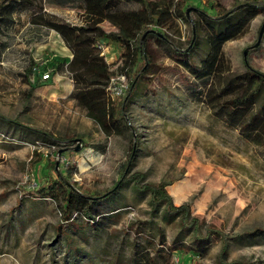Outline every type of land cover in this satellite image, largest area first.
<instances>
[{"label":"rangeland","instance_id":"obj_1","mask_svg":"<svg viewBox=\"0 0 264 264\" xmlns=\"http://www.w3.org/2000/svg\"><path fill=\"white\" fill-rule=\"evenodd\" d=\"M149 1L191 9L179 18V6L173 7L174 21L163 29L153 27L169 41L165 47L150 43L158 72L147 76L124 117L106 130L70 96L69 74L54 73L56 63L70 59L60 27L79 24L81 14L97 9L100 0L66 5L28 0L13 26L0 31V116L30 128L0 120L7 137L0 139V264H181L183 255L175 250L179 246L193 248L189 264H221L223 242L212 236L199 246L177 218L167 221L161 208L152 212L149 194L137 192L129 180L134 174L142 175L138 186L167 183L173 205L189 204L191 216L203 223V234L210 224L227 236V263L264 264V240L247 235L264 231V147L245 142L237 130L216 120L214 109L200 101V83L173 59L174 53L188 54L190 63L202 64L209 51L202 27L218 13L205 16L201 11L208 12L206 5L232 12L229 23L234 24L246 11L235 10L254 2L263 10L223 45V67L213 86L221 90L238 82L246 74L244 62L264 74V32L255 46L264 0ZM106 48L110 56H118L114 44ZM140 66L137 59L121 83L126 89L113 98L116 107ZM46 72L50 78L43 81L40 76ZM263 96L264 91L255 108ZM131 148L136 156L125 167ZM56 176L89 197L123 183L98 202L102 225L84 229L90 221L76 213L59 234L61 204L38 191ZM113 210L120 212L106 215Z\"/></svg>","mask_w":264,"mask_h":264},{"label":"trees","instance_id":"obj_2","mask_svg":"<svg viewBox=\"0 0 264 264\" xmlns=\"http://www.w3.org/2000/svg\"><path fill=\"white\" fill-rule=\"evenodd\" d=\"M56 4L66 5L73 3H86L95 0H54ZM29 6L28 0H0V31L8 29L15 23V17L21 14V11ZM135 6V7H131ZM181 18L182 13H186L191 6L183 7L177 4ZM173 2L168 4H157L149 0H100L98 8L88 10L81 14L79 24H63L59 31V37L65 47L70 52V59H62L55 65L54 73H68L73 82V90L70 96L77 101V105L84 110L86 116L101 130H106L109 125L117 124L124 117L126 105L132 102L136 97L139 88L148 75L156 74L157 60L150 43H156L160 47H165L169 43L165 34L153 30V27L165 28L168 23L175 19ZM207 11H201L205 16L212 17V11L217 10L216 16L211 18V22H206L202 29L207 38L209 51L202 61L200 67L189 62L188 54L174 53V61L182 66L186 72L192 76L198 88L202 87L204 91L202 102L214 109L216 120L220 121L225 127L238 131L239 137L245 142L264 147V96L261 104L255 108L257 98L264 91V74L251 68L244 62L246 74L238 79L234 84H227L221 90L213 86V79L218 76L223 67V45L236 38L242 33L244 27L253 19L262 7L256 3L242 5L240 9L235 10L241 13L244 10L245 15L236 23H229L232 12L220 10L218 5L210 3ZM248 7V8H246ZM185 10H182V9ZM193 9L199 10L198 6ZM40 11V9L38 10ZM184 11V12H183ZM214 23V24H213ZM103 24H108L111 29H104ZM216 25H223L222 31H219ZM114 44L118 49V56L108 63L100 55L98 44ZM190 48L194 46L191 42ZM141 61V66L132 74V80L125 93V97L119 102V106L114 105L107 92L108 83L112 78L120 76H129L131 68L134 67L136 60ZM41 78V76H40ZM194 89V87H192ZM200 91V90H199ZM217 91V92H216ZM199 99H201L199 97ZM3 122L18 125L8 119L0 116ZM10 125V124H9ZM23 129L30 130L28 126L20 124ZM37 133V131H35ZM0 133H3L0 131ZM39 133V132H38ZM42 135V133H40ZM52 139V138H51ZM135 150L131 148L129 161L125 167H129L135 157ZM55 167L53 166V169ZM134 189L137 192L149 194V205L152 212L163 209L167 221L178 219L182 231H187L193 235L194 242L199 245H205L210 237L214 236L223 242L219 255L221 264L227 263L228 238L222 232L214 229L210 224L204 225L205 232H202V222L198 217L191 216L189 204L174 206L170 196L166 192L165 182L159 184H142V175L134 174L130 179ZM123 183L107 191L99 197H89L75 190L60 177L52 178L38 190L46 193L48 197L61 204L62 216L61 226L58 233L62 234L64 228L62 225H71L75 218L73 214L80 213L90 222L86 227L93 229L102 225L100 216L104 215L97 211L100 207L98 202L113 195L114 191ZM120 211L113 210L106 212L116 214ZM98 216L95 218L94 216ZM202 223V224H201ZM250 238L259 237L264 240V231L256 229L248 232ZM176 253L183 255L181 264L188 260V254L193 250L192 247H177ZM187 258V259H186ZM186 259V260H185ZM189 261V262H188ZM186 263V264H187ZM231 264H241L232 262Z\"/></svg>","mask_w":264,"mask_h":264},{"label":"built area","instance_id":"obj_3","mask_svg":"<svg viewBox=\"0 0 264 264\" xmlns=\"http://www.w3.org/2000/svg\"><path fill=\"white\" fill-rule=\"evenodd\" d=\"M98 49H99V51H100V55L102 56V57H104V59H105V61L106 62H108V63H110V62H112L114 59H115V57H112V56H110V54H108V52H107V45H103V44H98ZM50 78V74L48 73V72H46V73H44V74H42L41 75V79L43 80V81H45V80H48ZM126 79H125V76H120V77H116V78H112L111 80H110V82L108 83V86H107V92H108V95H109V97L113 100V98L115 97V96H119V95H121L122 94V92L126 89V87H125V89H123L122 87V85H121V83L122 82H124V83H126V81H125ZM120 81V84L118 83ZM0 139H2V140H6L7 139V137L3 134V133H0Z\"/></svg>","mask_w":264,"mask_h":264},{"label":"water","instance_id":"obj_4","mask_svg":"<svg viewBox=\"0 0 264 264\" xmlns=\"http://www.w3.org/2000/svg\"><path fill=\"white\" fill-rule=\"evenodd\" d=\"M263 32H264V22H263V24H262V26H261V29H260V32H259V35H258V40H257V43H256L255 46H257V45L259 44ZM243 55H244V57L246 56V51H244ZM75 151H79V147H77V148L75 149Z\"/></svg>","mask_w":264,"mask_h":264},{"label":"crops","instance_id":"obj_5","mask_svg":"<svg viewBox=\"0 0 264 264\" xmlns=\"http://www.w3.org/2000/svg\"><path fill=\"white\" fill-rule=\"evenodd\" d=\"M68 50V49H67ZM69 54H70V52H69ZM70 58H71V55H70ZM58 75H63V74H65V73H57ZM72 82V81H71ZM2 126L3 125H0V131H6V130H4L3 128H2ZM8 131H10V130H8ZM12 131V130H11Z\"/></svg>","mask_w":264,"mask_h":264}]
</instances>
